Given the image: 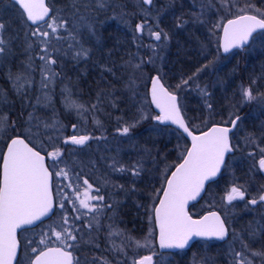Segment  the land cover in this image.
<instances>
[{"label":"snow or ice","instance_id":"obj_1","mask_svg":"<svg viewBox=\"0 0 264 264\" xmlns=\"http://www.w3.org/2000/svg\"><path fill=\"white\" fill-rule=\"evenodd\" d=\"M12 2L20 11L22 21L31 22L32 25H36V28L26 32V39L23 42V54L26 59L20 62L21 66L18 72L9 71L8 80L12 84L13 91L19 95L22 104L27 100L28 106L33 109L41 104L48 106L51 103L49 94L53 86L57 82L64 84V79L58 81L61 73L55 71L53 67L58 62L53 53L60 52L61 49L53 48L51 41L53 39L67 40L69 50H75L73 59L77 62L82 59L87 60L90 57V49L84 46V36L86 35L88 40H91L95 31L94 25L86 21L90 13L106 11L110 5L107 0H70L68 8L72 18H78L80 27L86 29V32L77 38L79 29L76 24H71L69 19L59 16H52L51 22L46 19L49 17L50 8L45 0H12ZM155 3L156 0H140L141 12L151 15ZM235 5L236 0H221V8L226 12H230ZM239 12L242 14L236 15L234 19H229L227 24L222 26L224 53H228L233 48H242L253 32L257 29L264 30V10L257 8L249 0L239 8ZM158 16L159 13H157V18ZM196 18L199 19V16ZM40 22H44L50 31L43 30ZM184 23L185 21L179 19L176 26L182 27ZM146 27L151 29L148 18L144 17L140 23L135 25V32L142 33ZM156 28L158 30H150V36L163 44L169 38L168 33L159 29L158 23ZM61 29L67 32V37L58 35ZM4 33L5 25L0 23V56L7 60L13 53L11 39L7 38ZM37 47H39L38 52L35 51ZM50 48L53 51H50ZM33 53L35 54L33 55ZM37 58L41 62L39 65L36 63ZM152 62V58L149 57L147 63ZM144 63L143 60L136 64H132L131 61L126 62L125 72L131 70V74L124 87L133 94L136 92V73L143 71ZM37 69L40 76L39 90L42 94L36 96L35 104H32V97L29 93L35 90L34 74ZM202 70L198 69L193 76L182 80L181 84L176 86L177 89L190 87V82H193ZM105 71L115 76L113 68L105 66ZM148 79L151 82V101L160 110L154 119L161 123L171 122L179 130H182L183 134L191 138V146H184L181 152L182 162L175 166V171L170 176L165 177L164 185L160 190L162 196L157 194L158 203H154L149 211L148 219L152 230L148 236L144 238L143 242L127 236L118 225L117 203H107L105 196L99 195V187L95 188L97 194L93 195V185L89 183L88 179L83 178L81 173H76L75 179H72L69 172L58 168V163L62 162V152L59 148L46 152L44 155L37 150L34 142L40 139V136L32 129L34 127L39 129L41 124L44 128L55 127V123H45L34 112H29L25 121L28 126L27 135H15L18 125L15 121L10 120L8 113L0 111V132L7 137L8 141L6 143L7 150L0 152V161H2L0 163V264H111V261L104 256H94L82 261L76 254L80 251L79 244L83 241V234L91 236L93 232L99 233L105 227L100 217H105L110 221L107 225V236H118L121 239L119 246L114 240H110L113 247L107 250L125 257L128 256L126 249L129 247L151 248L150 238L156 228L159 230V247L162 249H185L193 237L216 238L221 241L229 237L230 229L224 216L217 211H209L207 215L195 219L188 211V204L189 201H196L198 197H201V193L206 191V184L214 181L230 167L227 157L236 150V146L231 142L230 134L234 132L241 117L236 115L234 119H230V126L212 125L208 127L207 131L196 134L193 127L198 126L190 127L186 123L181 114L177 96L165 86L162 76L157 74L149 76ZM196 87L199 88L200 85L196 84ZM201 92L207 94L204 89H201ZM61 94L64 96L66 107L75 109L77 115L82 117L85 113L98 111L104 97L112 93L111 91L98 93V103L90 104L87 107L71 100L72 89L68 87V84H64ZM242 98L246 102L257 99L250 88L242 89ZM3 100L4 103H7L6 96L3 97ZM207 107L212 109L211 104H208ZM147 118L142 111H138L131 121H126L125 126L118 128L117 131L121 135H129L132 129ZM95 122L99 123V121ZM72 127L76 129L77 125L73 124ZM178 138H180V134H178ZM89 139L98 138L88 135H72L64 138L63 142L72 145H85ZM249 142L255 143V141ZM256 148L259 150V170L264 171V147L256 144ZM255 155V152L249 153L250 157L254 158ZM46 157L52 160L51 165L47 163ZM107 166L113 172H130L133 177H139L143 171L140 161L128 167L113 158ZM54 175L68 178L69 183L65 185V188H73L75 198L63 189L57 192V195L62 196V199L57 201L54 198L52 191ZM104 183L108 184L110 181L105 178ZM81 186L83 191H81ZM114 187L124 190L123 185H114ZM132 190H135L134 184ZM65 200L71 203L72 210L76 215H67ZM221 200L227 206L226 211L228 207H235L234 202L236 201H244L245 208L249 205H264V190L257 197L246 200L244 187L234 183L226 190ZM54 207L63 210L59 221L48 225L47 232L42 230L39 240H26L22 244L18 237V230L27 231L25 226H33L38 221L42 223L43 218H51L56 215ZM89 214H92V219H85ZM85 229L88 232H85ZM78 233L82 235L78 236ZM231 236V243L238 242L243 249V251L234 252L235 256L239 258L236 264H253V261L249 260L245 253L251 251V244L257 241L261 242V248L252 251V256L260 257L261 264H264V223L249 222L245 233L238 234L232 230ZM53 237L55 238L54 242L57 243L56 247L49 246L50 242H53ZM90 242L94 243L96 248L100 247L98 243L94 242V239ZM21 253L24 254L23 259ZM154 255L155 251L153 250L152 255L141 256L138 259L133 258L132 264H154Z\"/></svg>","mask_w":264,"mask_h":264},{"label":"rangeland","instance_id":"obj_2","mask_svg":"<svg viewBox=\"0 0 264 264\" xmlns=\"http://www.w3.org/2000/svg\"><path fill=\"white\" fill-rule=\"evenodd\" d=\"M130 1L131 0H128V3ZM0 2H1L0 11L2 12L4 11V15H0V23H3L5 25L4 35L7 38L11 39V49L13 53L7 58V60H5L4 57L0 56V65L2 63L8 65L9 63L8 59L12 56H17L18 55L17 53H20L22 57H24L22 59L18 58V61L21 62L26 59L25 55L23 54V42L26 39V32L35 30L36 26L30 25L28 22L22 21L19 12L15 10L11 4L6 3L5 5H3L4 2L3 0H0ZM246 2H249V0H236L235 7H233L230 12H226L223 10V8H221V0H160L159 2L160 4L158 3V0H156L155 7L152 9L151 15H149L147 12H142V16L150 17L151 21H149V23H153V27H151V29L145 28V30L142 33H137L135 32V26H133L134 14L129 8V6L123 7V5H121L122 3L119 1L116 2L115 0H107V3L110 6L107 8L106 12L111 11L113 7L116 9V11H118V13L111 14L108 18L110 22L109 25L112 27V30H110V34L113 37L114 41L117 43V45L119 44L118 49L116 50L122 52L123 51L122 44L125 43L126 45H128V47L131 46L132 48V51L130 50L129 52H127L131 56L133 54V44L134 43L136 44L135 40L138 41L137 42L138 46L136 47L137 49L136 55H140L142 53V50H145V53L143 54L141 59L145 61V63L143 64V71L138 72L139 74L136 75V81H137L135 83L136 92L133 94L128 91V93L130 94L128 99L130 100L131 97L135 99L137 103L138 111H142L144 115H146L148 118L157 115L154 112L153 109L154 107L152 106L151 103V99H150L151 82L148 79L149 76H153V74L155 73L161 75L163 80H165L171 88H173L176 92L180 94L182 110L183 112H185V115L189 120L190 119L193 120L194 117L200 116V118H202L201 122H203L204 124L210 121L208 116L205 114V109L203 110L202 108H196V106L199 107L201 104H205L206 102L210 101V97L215 93V91H220V92L224 90L229 91L230 95L226 97L224 100V103L227 104V107H229V110L227 109L225 110L228 113L227 119L228 118L231 119V117L234 114L240 112L241 107L251 108L249 109V111H252V114L245 115V119L251 118L253 113L256 114L257 111L258 114H260L261 111L264 110V95H262L264 94V85L263 87H261L262 90L260 89L257 90L255 88L258 85L264 84L263 81L264 62L262 63L260 62L261 58H259L257 52L258 49L260 50V46L262 47L264 44V31L258 33L254 37V39L252 40L250 45L246 47L244 52L245 55H247L248 60L251 59L256 60V63H253L252 65L255 67V69H257L256 71L258 72V75H254L252 78H250V82H248L247 84L243 81V79L233 82L232 79L234 75L237 73H234L233 70H229V67L234 64L239 66L241 55L235 52L232 55L225 56L221 53L219 48V41L221 38V30L223 23L227 19L241 14L239 12V8L243 7ZM60 3L61 5L58 6L59 2L56 1L54 2L55 7H57V11L53 14V16H59L61 18L69 19L71 24H76L77 28L79 29L77 38H79L80 35H83L86 32V29L80 27L78 23V18L73 19L71 16L70 9L67 8L66 6L64 7V4L62 2ZM182 3L188 4V6L184 8V6H182ZM158 4L160 5V11ZM157 13H159L158 18H157ZM197 16H199V19L196 18ZM179 19L185 21L182 27L176 26ZM49 22H51V20ZM157 23L159 24V29H163L165 32L168 33L169 38L163 44L162 42L156 41L153 37L150 36V30L151 31L158 30L156 28ZM41 27L45 31H50L46 27V25H41ZM195 27H202L199 29H205L202 30V35H204L202 40L204 42L198 40L196 35L193 38L191 32L192 30H194ZM142 34L146 36L147 39H149L147 44H145V42L143 41L144 39L139 38L140 37L139 35ZM58 35L62 37H67L68 34L66 31L61 29ZM132 38L134 42L133 44H130ZM87 39L88 38L85 35L84 46L90 49V57L87 60L82 59L78 62L86 65L92 61L91 52L93 49L90 46V42L86 41ZM51 43L53 45V48L61 49L60 52L53 53L55 57H59L61 59V62L66 61L65 59L69 58L70 60L72 59V61L77 63V61L73 59V56L75 55V50H69L67 40L57 41L56 39H53ZM49 50L53 51L52 48H50ZM35 51L38 52L39 47H37ZM190 53L194 56L193 62L195 59L196 60L195 63L197 65H194L193 63L191 64L190 62L188 63L189 59H187V57L190 56ZM34 54L35 53H33V55ZM149 57L152 58L153 61L152 63H147ZM36 63L37 65L41 63L38 58L36 60ZM99 63L101 64L100 67L102 68V73L103 74L108 73L105 71L106 63H104V61H100ZM125 63H126L125 61H121L119 66L122 68V66H125ZM205 65H207V67H204ZM246 65L252 67V65H249L248 63H246ZM20 66L21 65H19L16 68L15 73L20 70ZM109 67L111 66L109 65ZM198 69H203V70L197 74L193 82H190L191 83L190 87H183L177 89L176 86L178 84H181L182 80L188 79L189 77L193 76L194 73H197ZM130 74L131 71L129 70L128 77ZM238 74H240V71ZM74 75H72V78H75ZM34 79L36 81L35 90L29 93V95L32 97L33 104H35V97L42 94L39 90L40 76L38 69L34 74ZM146 82L148 83V85L145 86ZM64 84L58 85V94L61 96V99L63 97L62 100L65 102L64 96L61 94V89L63 88ZM196 84H199L200 87L197 88ZM10 85L12 87L11 82ZM243 88H250L252 94L256 96L257 99L251 102L244 101L242 98ZM201 89H204L207 94L202 93ZM54 90H57V88L54 89L53 86L52 91L49 94V99L51 103L48 106H44L43 104L36 106V108L45 107L46 109L35 108L29 110L30 112H34V114L37 117L44 118L41 120H43L45 123L56 124L55 127H48V128H44L43 124H41L39 129H36L35 127L32 129L33 132L37 133L40 136V139L35 140L34 142L35 146L46 150L56 148V146L61 142L60 140H62V138L64 137L66 130L65 125L61 124L58 121H49L48 118L45 119V116L41 113L44 111L45 112L49 111V113L52 112L53 110L52 100H53ZM4 96H5L4 90L0 85V111L4 113H8V110L3 109ZM71 100L76 101L77 103L84 104L86 106V103L83 100H81L77 95H75L73 90H72ZM101 110L102 109H99V111ZM29 111L26 112L24 123H22V121L16 122V124L18 125L16 132L21 131L25 134V136L27 135V127H28L25 124V121L28 118ZM196 111L198 114L194 115V112ZM100 113L101 112L99 113L97 112L96 116L94 113H92L93 116L91 115L89 116L87 114V115H83L82 117L78 116L77 113H75V118L73 121L75 122V124H78L77 133L79 135H87L86 133L88 131H92L93 128H99L98 127L99 123L97 124L95 121H99V117L97 115H99ZM220 113L221 112H218V114ZM213 117L216 116L212 115V118ZM243 123H244V118H243ZM123 126L125 125H122L121 128ZM260 127L261 130L264 129V123L261 124ZM150 128L152 129L156 127L151 126ZM171 130L172 129L170 128L163 127L160 123V138H163L168 141H172L171 142L172 148L174 147L173 149H175L173 153L175 155L173 157V161L172 159H169L171 158V154L169 155V153H165L164 150H162V154H160V174H159L160 190L164 185L165 177L168 175L171 168L174 167L175 162L177 160V156L178 158L181 157V152L183 151V148L185 146V141H183L182 136L180 135V138H178V133L172 134ZM262 132L264 133V131ZM101 135L103 136L104 133H101ZM249 137L250 135H248V140L250 139ZM102 138H103L102 140L105 141L100 142L98 140L99 138L96 140H98L102 144L100 147L101 155L104 158H106V160H110L109 159L110 153L112 154V152L116 150H124L127 144L126 138L124 137L112 139L111 137L103 136ZM6 143H7V137L3 136L2 132H0V152H2ZM248 151L254 152V150H248ZM153 161H154L153 165L155 166L156 165L155 163L157 161L155 158V154ZM154 168L157 167L155 166ZM228 171L231 172V170ZM240 177L241 175L237 176V174L234 173L233 170L232 174H227L226 180L232 181L231 183L234 184L240 181ZM250 177L253 180L255 179L254 180L256 181L255 183H258L259 186V180L255 178V173L254 174L250 173ZM224 186H225L224 179L221 177L220 180L217 181V183H214L209 187L208 193L206 194L204 199L202 201H199V203H197V205H195L194 207L193 206L191 207V212L199 216V213L197 212H199V210L201 209L202 210L217 209L221 211V213L224 215L227 222L230 224L231 229L235 230L238 234L246 232L249 222L260 221L261 223H264V205L263 206L249 205L247 208H245L244 204L236 201L234 202L235 207H228L226 211L227 206L221 200V197L225 195V192L227 190L226 186L225 187ZM156 199H157V191L154 190L153 188H149L148 201L146 204L143 205L145 211L143 215V222L138 225L139 227L138 230H136L137 232L134 231L132 233L128 231V230H132V224L135 225L137 224L136 216H134L133 221H130L129 219L118 220L119 228L123 229L127 236L132 237L134 240H140L141 242H143L144 238L147 237L148 233L152 230V226L149 224L148 215L152 205L156 202ZM140 205L141 204L138 205L139 211H141ZM119 208L125 210L126 207L120 206ZM109 214L111 213L109 212ZM101 221L105 225V227L101 229L100 235L99 233H97V239H102L103 244L106 245L103 249H110L113 247V245L109 242L110 240H114L117 246L121 245L120 237L118 236L108 237L107 236L108 230L104 231V229L107 228V225L110 223V221H108L106 218H101ZM45 228L46 226L42 225L38 229L31 230L30 233L29 232L23 233V236L27 234L26 237L27 240H39L40 239L39 234L42 230L45 232ZM85 232L88 231L85 230ZM83 235H84L83 236L84 242L81 245L82 248L78 252L81 260L83 261L84 259H91L94 256H99L92 253V251H94L97 248L94 246V243L90 242L93 239H95L93 236L96 237V235L95 234H91V236L87 234H83ZM150 239L152 241L151 248L137 249L134 247H129L126 249L128 256L125 257L117 254L118 258H120L124 263L125 260H128V262L132 264L133 258L137 259L145 253H153L154 250L157 259L156 264H170L171 254L159 253L157 250L155 232ZM231 242H232V236L225 244L223 243L216 244L214 242H209V241H199L192 246V249L183 251L184 252L183 257L187 261H191L194 263L198 262L200 264H205V262L207 261L208 264L209 263L208 257L212 259L213 258L212 255L214 254L213 252L216 251L220 253L223 252L224 250L229 252L228 255L230 257V261L236 264V261L239 258L235 256L234 252L243 251V249L241 248L238 242L235 244H232ZM250 247H251V251H247L245 253L246 257L249 260H252L253 264H261L260 257L252 256V251H256L261 248V242L257 241L255 243H252ZM210 251H212L211 254H209ZM218 253L214 255H216V257L220 256L221 254L219 255ZM21 257L22 259L24 258L23 253Z\"/></svg>","mask_w":264,"mask_h":264},{"label":"flooded vegetation","instance_id":"obj_3","mask_svg":"<svg viewBox=\"0 0 264 264\" xmlns=\"http://www.w3.org/2000/svg\"><path fill=\"white\" fill-rule=\"evenodd\" d=\"M50 6L52 7L51 4H50ZM52 10H53V7H52ZM52 16H53V13H52ZM263 31L264 30L259 31L258 33L263 32ZM257 34H255L254 37ZM254 37L252 38V40L254 39ZM252 40H251V42H252ZM250 43L248 45L242 47V48L235 49L234 51H232L231 53H229L225 56L232 55L235 52H237L240 55H244L245 49L247 46L250 45ZM219 48H220V41H219ZM220 51H221V49H220ZM99 62L97 63L95 70L98 72L100 70L102 72V68L100 67L101 64ZM105 66H107V65H105ZM53 67H54L55 71L59 72L58 68H55V66H53ZM103 75L108 76V77L112 76L109 73H106ZM155 75H157V74L156 73L153 74V76H155ZM162 81L169 88L170 91H173L174 93L178 94L179 104L181 107L180 94L178 92H176L173 88H171L165 80H162ZM150 90H151V86H150ZM150 99H151V92H150ZM151 103H152V101H151ZM208 104L212 105L211 110L207 107ZM152 106L154 107L153 108L154 112L158 115L160 111L155 108L153 103H152ZM202 106L206 107L205 108V114L210 119V121L205 123V124L199 121V120L202 121V118H200V116L194 117L193 120L192 119L189 120L186 117L185 112H183L182 107H181L182 113H183L187 123L189 124V126L190 127H192L194 125L198 126V127H193V131L195 133H201V132L207 130L208 127H210L214 124L223 125V126H230V124H229L230 120H228L230 118L227 119V115L224 111H222L220 113V115L223 118H220V117L219 118L218 117L212 118V115L215 114V111L213 110L214 104L212 102H206L205 105L201 104L199 107L196 106V108H200ZM249 109H251V108L250 107H241L240 112L234 114L231 117V119H234L236 115L241 117V120L238 122L237 127L234 129V132L232 134H230L231 135V142L233 143V145L236 146V150L233 153H230L229 156L227 157L228 163L230 165V167H229L230 169H228V170H231V172L228 170L224 171L222 173V175H220L217 180L210 182L207 185L206 191L204 192L202 198H200L199 201H202L204 199V197L208 193L209 187L212 184L217 183V181H219L221 177L224 179V184H225L226 188L227 189L230 188V186L232 185V183H231L232 181H228L226 179H227V174H232L233 170H234V173L237 174V176L241 175L240 181L236 182L235 184L242 185L244 187V189L246 190V200L251 199L253 197H257L261 193V191L264 190V174L262 173V171L259 170V167H258L259 150L256 148V144H259L261 147H264V133L262 132V131H264V129L261 130V127H260L261 124L264 123V110H262L260 114H258V111H257L256 114L253 113L251 118L245 119V115L252 114V111H249ZM197 114H198L197 111L194 112V115H197ZM154 117H149L147 119L142 120V122L137 127L132 129V131L130 132L129 135H121L117 131V129L121 128L122 125H125L126 121H131L132 119H128L124 123H122L120 126L113 128L111 130L110 134H104L103 135L104 137H111L112 139L124 137V138H126V142H127L124 150H116V151H113L112 154L110 153V158H109L110 160H106V158H104L101 155L100 147L102 144L100 142L105 141V140H102L103 136L101 134H99V135L94 134V133H92L93 131H88L86 133L90 137H96L97 136L96 138H99L98 140L100 142L96 139H89L85 145H72L71 143L65 144L63 142L64 138H66V137H70L72 135H79L77 133L78 127L76 129H73L72 126H68V127L66 126L65 135L62 138V140H60L61 142L56 146V148H59L62 152V162L58 163V168L64 169L65 171L69 172L72 175V179H75L76 173H81L82 177L88 179L89 183H91L93 185V195L97 194V193H95V188L99 187L100 188L99 195L105 196V201L107 203H117L118 204L117 215L119 217V220L129 219L130 221H133L134 216H136L137 224L136 225L132 224V230H128L132 233L134 231L137 232L136 230H138V227H139L138 225L143 222V215H144L145 211H144L143 207H141V211H139L138 205L139 204L144 205L147 203L149 188H153L154 190L157 191V194L159 193V195H160V175L159 174H160V123L161 122L156 121L154 119ZM243 118H244V123H243ZM161 125L163 127H165V125H163L162 123H161ZM151 126H155L156 128L151 129L150 128ZM167 126H169L172 130H174V131L178 132L180 135H182L183 141H185V146H188V147L190 146V140L184 136V134L182 133L181 130H179L175 126H171V125H167ZM248 135H250L249 138L251 140L250 139L248 140ZM249 141H255V143H250ZM5 147H6V145H5ZM5 147L2 150V152L5 151ZM37 148L43 154H45L46 152H51L54 149H56V148H52V149L46 150V149H41L39 147H37ZM248 150H254V152L256 153L254 158L249 156L250 152ZM152 152H153V154H152ZM122 154H123V156H122ZM154 154H155V158L157 160L155 163L156 164L155 166L157 168H154L155 166L153 165ZM113 158L117 159L118 161L127 165L128 167H131L135 162L140 161L142 166H143V171H141L139 177H133L130 172H124V173L113 172L107 166L108 164H110L112 162ZM46 161L49 165L52 164V160L49 159L48 157H46ZM0 163H2V161H0ZM254 164H255V166H254ZM50 170L55 171V169H52V168H50ZM155 172H156V174H155ZM250 173L251 174L255 173V178L259 180V186H258V183H255L256 182V181H254L255 179L254 180L251 179ZM105 178H107L110 181V183L105 184L104 183ZM68 183H69L68 178L57 177L55 175L53 176L52 188H53V192H54V198L57 201L62 199V196L57 195V192L60 189H63L66 193H68L70 195L74 194L73 188H65V185H67ZM81 184H82V182H81ZM133 184L135 185V190H132ZM114 185H123L124 190H121L118 187H114ZM81 191H83L82 186H81ZM73 198H75L74 195H73ZM199 201L193 203L191 205V207L192 206L194 207L195 205H197V203H199ZM238 202H241L242 204L245 205L244 201H238ZM155 203H158V197H157ZM77 204H78V202H77ZM65 205H66V209H67V215H69V216L76 215V213H74L72 210L71 203H69L67 200H65ZM120 206L126 207L125 210L120 209L119 208ZM257 206H263V205H257ZM210 210H213V209H210ZM54 211L57 213L56 215L51 216V218H47L42 223H39L37 226L27 228L28 229L27 231H21L20 230L18 236H19L21 243L23 244L27 240L26 239L27 234L25 236H23V233H26V232L30 233L31 230L38 229L42 225L46 226L45 232H47L48 231V228H47L48 225H51L54 222H58L60 219V214L62 213L63 210L59 209L58 207H55ZM206 211H208V210H202L201 209L197 213H199V216H200ZM190 212H191V208H190ZM191 214L193 216H198L193 212H191ZM101 218H105V217H100V219ZM85 219L91 220L92 214H89ZM78 223H80V222H78ZM227 224H228V227L230 229V235L224 241H219V240H215V239H209V240H207V239H196L191 244V246L189 248L184 249V250H177L174 252L161 251L158 247L157 242H156L157 250L159 253H175V252L185 251L188 249L190 250V249H192V246L196 242H199V241H209V242H214L216 244H221V243L225 244L230 239L231 231H232L230 224L228 222H227ZM85 230H87V229H85ZM107 230H108L107 228L104 229V231H107ZM100 233H101V230L99 232V235H100ZM155 233L157 236V229H155ZM92 234L96 235V237L93 236L95 238L94 242L98 243L100 245V247L97 249H101V247H102L101 245L103 244L102 239H97V233L96 232H93ZM77 235L79 236L82 234L78 233ZM52 241L53 242H50L49 246H57V243L54 242L55 241L54 237L52 238ZM83 242L84 241H82L79 244L80 249L82 248L81 245L83 244ZM76 254L79 256L78 253H76ZM147 254H153V253H145L142 256H145ZM21 255H22V253H21ZM153 257H154V261L156 264L157 263L156 254Z\"/></svg>","mask_w":264,"mask_h":264},{"label":"trees","instance_id":"obj_4","mask_svg":"<svg viewBox=\"0 0 264 264\" xmlns=\"http://www.w3.org/2000/svg\"><path fill=\"white\" fill-rule=\"evenodd\" d=\"M3 5L6 3L11 4L15 10H17V6H15L12 2V0H3ZM59 2L58 6L61 5L60 2L64 4V7L66 6L68 8V5L70 3V0H48V2L52 5L53 7V14L57 11V7H55L54 2ZM116 2L119 1L123 5V7H128L131 9V11L134 14V21H133V26H135L137 23H140L142 19L146 16H142L141 9L139 7L140 0H131L128 3V0H115ZM126 1V2H125ZM160 0H158V3ZM178 2V1H176ZM252 4L256 5L257 8H260L264 10V0H251ZM163 3V1H162ZM62 4V5H63ZM127 4V5H126ZM160 4V3H159ZM158 4V5H159ZM126 5V6H125ZM184 8L188 6V4H183ZM0 7H1V2H0ZM147 7V6H144ZM6 8V7H5ZM182 8V7H181ZM18 11V10H17ZM159 11H160V5H159ZM20 14V11H18ZM118 11L113 7L111 11H102V12H92L89 14V18L87 20V23H91L94 25V31L95 35L92 37L91 40H86L90 42V46L93 48L92 49V61L89 62L87 65L83 63H75L70 60L65 59L66 61L61 62V59L59 57H56L58 62L55 66V68H58L59 72L61 73V76L58 78L59 79H64V83L68 84L69 87L73 90L74 94L77 95L81 100H83L86 103V107L90 104H95L98 103L97 101V96L98 93L100 92H108L111 91L112 94L109 96H105L103 99V103L100 104V108L102 109L101 111H96L94 112L95 116L97 112H101L99 115V128H93L92 133L94 134H110L111 130L115 127L120 126L122 123H124L128 119H133L134 114L138 112L137 108V103L134 98L131 97L129 100L128 97L130 94L128 93V90L124 87L125 83L128 80V72H125V66H122V68L119 66L121 61H131L132 64L139 63L142 59L143 54L145 53V50H142V53L140 55H136L137 49L136 47L138 46V41L135 40L136 44L132 38L131 43L133 44V54L130 56L127 52L130 50L132 51L131 46L128 47L125 43L122 44V52L117 51L118 45L114 41L113 37L110 34V30H112V27L109 25V16L111 14H116ZM0 15H4V11H0ZM148 23L151 21L150 17H147ZM133 20V19H132ZM50 21V20H49ZM45 25L44 23L40 24ZM107 25V26H106ZM151 27H153V23H149ZM110 26V28H109ZM147 28V27H146ZM202 27H195L194 30H192V36L193 38L195 35L197 36L198 40L201 42H204L202 40L203 36L202 35V30L205 29H199ZM50 30V29H49ZM131 35V33H130ZM139 38L144 39L143 41L145 44L148 43V40L146 36L139 35ZM259 58H261V63L264 62V44L261 47L260 50H257ZM123 53V54H122ZM17 56H12L8 59L9 63L8 65H5V63H2L0 65V85L2 86L5 96L7 97V103H3V109L8 110V114L10 117V120H13L15 122H21L24 123V118L26 117V112L33 109L32 107L28 106V101H24V103H21V99L18 94L13 92V89L10 85V81L8 80V73L9 71L15 73L16 68L20 65V62L18 61V58H24L20 53H17ZM190 53V56L187 57L188 63L190 62L191 64L193 63L194 65H197L195 62L196 60L193 58L194 56ZM99 61H104L106 65L109 67V65L114 68L115 70V76H104L102 72L99 70L96 71L95 67ZM107 61V62H105ZM248 63L249 65H252L253 63H256L255 59L248 60L247 55H241L240 56V64L239 66L234 64L229 67V70H233L234 73H239L240 74H235L232 81H238L240 79H243V81L247 84L250 82V78H252L254 75H258V72L256 71L255 67L252 65V67L246 65ZM16 65V66H14ZM185 67V66H184ZM228 70V71H229ZM117 71V74H116ZM131 71V70H130ZM154 73V72H151ZM75 74V75H74ZM139 74L138 72L136 75ZM72 75L75 76V78H72ZM236 79V80H235ZM264 81V78H263ZM136 78H135V83H136ZM58 85H61V83L57 82L54 85V89L57 88V90H54L53 93V110L51 113L49 111L47 112H41L44 116L45 119L48 118L49 121H58L61 124L67 126H72V124H75L73 121L75 118V113L76 110L74 109H68L66 107V102H64L61 99V96L58 94ZM148 85V83H145V86ZM264 84L258 85L255 88L257 90H262L261 87H263ZM61 88V87H60ZM132 95V94H131ZM229 91H215V93L210 97V101L214 104L213 110L215 111V116L223 118L218 112L224 111L226 115L228 116L226 109L229 110V107H227V104L224 103V100L226 97H228ZM148 97V95H147ZM31 103L33 104V101L31 100ZM115 104L116 106L113 107L112 105ZM205 105V104H204ZM203 110L206 108L205 106L200 107ZM36 109H46L45 107H40ZM218 111V112H217ZM30 112V111H29ZM41 114V115H42ZM91 115L93 116L92 112L90 113H85L84 115ZM214 117V118H216ZM44 119V118H40ZM201 122V120H199ZM203 123V122H202ZM78 126V124H76ZM165 128H170L169 126H165ZM171 129V128H170ZM97 130V132H96ZM172 134L173 133H178L174 130H171ZM15 134L18 135H25L23 132H16ZM179 134V133H178ZM182 136V135H181ZM172 141L165 140L163 138H160V154H162V150L165 151V153L171 154V158L173 161V157L175 156L174 150L171 145ZM168 151V152H166ZM170 157V156H169ZM181 160V157L178 158L175 162L178 163V161ZM172 169V168H171ZM101 249H95L92 251L93 254L99 255V256H104L106 257L109 261H111V264H125L122 262L120 258H118L117 253L114 251H108L107 249H103L106 245L102 244ZM108 246V245H107ZM91 253V252H90ZM91 253V254H92ZM212 251H210L209 254H211ZM214 254L218 252H213ZM165 254V253H163ZM171 254V262L170 264H200L198 262H191L187 261L183 255L184 252H175V253H169ZM173 254V255H172ZM212 255V259L208 257V264H235L234 262L230 261L229 257V252L224 251L218 253L220 256ZM127 261V264H131L130 262ZM207 264V261L205 262Z\"/></svg>","mask_w":264,"mask_h":264},{"label":"water","instance_id":"obj_5","mask_svg":"<svg viewBox=\"0 0 264 264\" xmlns=\"http://www.w3.org/2000/svg\"><path fill=\"white\" fill-rule=\"evenodd\" d=\"M45 2H46V4H47V6L50 8V13H49V17H50V15H51V13H52V8L50 7V5H48L47 0H45ZM241 14H242V13H241ZM249 14H254V13H249ZM49 17H46V19H48ZM235 17H236V16L231 17V18H229V19H234ZM229 19H227V20L223 23V25H226V24H227V21H228ZM29 23L31 24V22H29ZM40 23H43V22H40ZM260 30H262V29H257L255 32H253L252 36L249 38L248 42H247L244 46H246L247 44H249V43L251 42V40H252L254 34L257 33V32L260 31ZM222 44H223V27H222V31H221L220 47H221V51L224 53V51H223V47H222ZM244 46H243V47H244ZM235 49H237V48H233V49H231L228 53L232 52V51L235 50ZM228 53H224V54H228ZM162 82H163V81H162ZM165 86H166V85H165ZM166 87H167V86H166ZM174 94H175V95L177 96V98H178V105H179V107H180V104H179V96H178V94H176V93H174ZM154 105H155V104H154ZM155 107H156V106H155ZM156 108H157V107H156ZM157 109H158V108H157ZM158 110H159V109H158ZM180 110H181V108H180ZM159 111H160V110H159ZM181 114L183 115L182 110H181ZM183 117H184V115H183ZM184 119H185V117H184ZM185 121H186V119H185ZM186 123H187V121H186ZM162 124H164V125H173V126L177 127L176 125L171 124V122H164V123H162ZM214 125H218V124H214ZM220 126H223V125H220ZM207 130H208V129H207ZM207 130H205V131H207ZM181 131H182V130H181ZM203 132H204V131H203ZM196 134H199V133H196ZM20 136H22V135H20ZM184 136L190 140V146H191V138H190V137H187L186 134H184ZM30 146H31V145H30ZM190 146H189V147H190ZM6 150H7V149L5 148V151H6ZM37 150H38V149H37ZM39 151H40V150H39ZM41 154L44 155L42 152H41ZM181 162H182V160H181L179 163H181ZM179 163H178V164H179ZM178 164H177V165H178ZM177 165H176V166H177ZM173 171H175V167L171 170V172L169 173L168 176H170L171 173H172ZM262 173L264 174V171H262ZM218 177H219V176H218ZM218 177H217V178H218ZM217 178H215V180H216ZM207 185H208V184H206V187H207ZM52 191H53V189H52ZM203 194H204V192L201 193V197L203 196ZM160 195L162 196V192H161ZM53 196H54V193H53ZM201 197H198L196 201H189V204H188V211H189L190 214H191V212H190V207H191V205H192L193 203L199 201ZM54 210H55V207H54ZM209 211H217V212H219V213L221 214V212H220L219 210H217V209H213V210H208V211L204 212V213H203L202 215H200V216H193L192 214H191V215L193 216V218H195V219H199V218H201L202 216L207 215V213H208ZM50 215H51V214H50ZM221 215H222V214H221ZM222 216H223V215H222ZM45 219H47V217L43 218V221H44ZM39 223H40V222L38 221V222H36V224L33 225V226H25V227H26V228L34 227V226L38 225ZM19 231H20V230H18V234H19ZM18 237H19V236H18ZM196 239H207V240H209V239H215V240H217L216 238L193 237V238L189 241V244L186 246L185 249L189 248V247L191 246V244H192ZM226 239H227V238H226ZM226 239H225V240H226ZM156 240H157V244H158V247H159V230H158V228H157V236H156ZM219 241H221V240H219ZM223 241H224V240H223ZM51 247H56V246H51ZM159 249H160L161 251H177V250H183V249H176V248H172V249H162V248H160V247H159ZM147 255H152V254H147ZM153 260H154V257H153ZM154 264H155V261H154Z\"/></svg>","mask_w":264,"mask_h":264}]
</instances>
